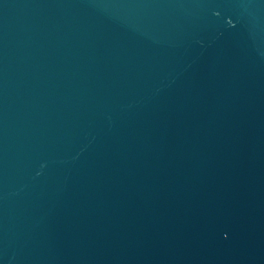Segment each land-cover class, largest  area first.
Returning <instances> with one entry per match:
<instances>
[{
    "label": "water",
    "instance_id": "1",
    "mask_svg": "<svg viewBox=\"0 0 264 264\" xmlns=\"http://www.w3.org/2000/svg\"><path fill=\"white\" fill-rule=\"evenodd\" d=\"M0 264H264V0H0Z\"/></svg>",
    "mask_w": 264,
    "mask_h": 264
}]
</instances>
